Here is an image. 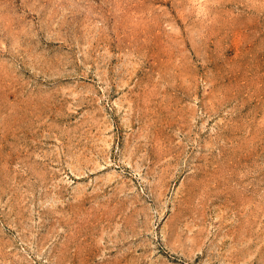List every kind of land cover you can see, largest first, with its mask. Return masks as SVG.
Masks as SVG:
<instances>
[{
  "label": "rangeland",
  "instance_id": "374dc122",
  "mask_svg": "<svg viewBox=\"0 0 264 264\" xmlns=\"http://www.w3.org/2000/svg\"><path fill=\"white\" fill-rule=\"evenodd\" d=\"M0 264H264V0H0Z\"/></svg>",
  "mask_w": 264,
  "mask_h": 264
}]
</instances>
